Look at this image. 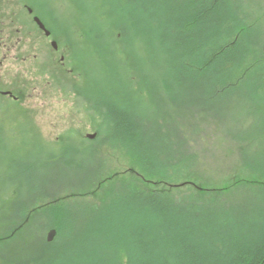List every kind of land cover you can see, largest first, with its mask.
I'll use <instances>...</instances> for the list:
<instances>
[{"label":"rangeland","instance_id":"374dc122","mask_svg":"<svg viewBox=\"0 0 264 264\" xmlns=\"http://www.w3.org/2000/svg\"><path fill=\"white\" fill-rule=\"evenodd\" d=\"M84 2L85 7L80 5V9L70 0H0L1 84H12L14 91L23 96L16 103L0 101V111L11 103L14 105L11 112L0 113V264H123L125 252L129 250L133 257L131 264H139L136 245L127 240L133 228L143 231L151 241L144 250L149 254L146 262L150 264L158 261L157 253L172 261L171 264L180 263L175 246L171 252L169 242L174 238L172 234L181 235L183 230L188 234V244L204 253L215 252L213 242L222 246L221 236L216 235L220 224L230 228L237 245L243 237L252 242L258 239L264 233V187L249 182L246 186L234 185L230 180L233 172L243 168L233 140H227L223 148L216 149H220L219 158L206 159L209 172L205 176L208 182L204 183L207 185L204 191L197 186H174L170 191L176 192V196L161 200L170 213L167 215L174 220V230L166 228L168 224L156 213L147 212L139 204L145 191L135 193L124 187L140 182L146 174V166L139 163L135 172H127L129 159L145 155L155 162L156 151L163 146L164 142L156 136V88L159 87L144 85L146 79L155 82L157 74L147 66L149 57L144 47L141 48L142 44H137L133 30L125 28L124 49L135 48L136 54L130 55L128 51L114 56L111 52L117 47L105 40L107 25L100 16L104 12L108 21L115 20L126 5L130 20L139 26L145 23L156 32V54L161 57L158 37H166V49L171 47V38L179 31V25L171 22L173 13L185 8L186 3L107 0L102 6L96 3L94 6L91 0ZM23 4L32 6L47 24L58 52L54 53L51 42L28 20ZM248 6L251 7L249 13L245 9ZM86 8L91 12L89 15ZM91 9L96 11L92 13ZM235 9L247 23L248 31L256 29L259 36L264 37V0H241ZM82 12L85 17L99 21L100 25L94 28L100 31V38L94 42L92 36L95 47L91 39L84 36L86 31L80 29L84 24ZM160 25H164L166 31L160 29ZM86 29L93 35L91 27ZM148 43L153 46L150 39ZM184 58L182 55L178 61L184 62ZM158 74L164 78L167 75L165 70ZM189 82L188 79L187 85L183 82V88H177L178 83L173 82L175 98L184 107L200 115L207 113L217 120L214 129L219 130L218 125L225 127L228 120L239 123V117L244 119V128L258 123L260 117L246 112L252 104L255 106V98L246 101L240 94H233L236 101L232 105L226 99L225 108L215 105L213 109L208 100L210 85L199 83L193 87ZM107 99L116 106L115 110H125L131 122L137 123L142 145L123 149L115 141L119 146L112 142V147L117 149L114 150L99 143V151L87 155L97 137L91 127L96 120L93 109L106 112ZM177 107L175 109H179ZM110 120L111 126H115L114 119ZM262 129L263 125L258 130ZM89 135L96 136L89 139ZM255 143L259 150L260 145ZM217 144L220 145L218 139ZM66 147L70 151L64 154ZM75 156H82V163L73 164ZM99 180L103 181L100 189L95 187ZM222 185L232 189H223ZM177 193H185L187 198L183 200ZM129 194L135 196L127 201ZM65 195L69 197L63 200ZM240 196L248 199L244 202ZM58 199L61 204L56 208ZM105 201L107 204L103 203ZM65 210L70 213L69 219L63 216ZM58 228L62 231H56ZM205 229L216 236L210 237ZM58 234L56 246H49L50 240Z\"/></svg>","mask_w":264,"mask_h":264},{"label":"trees","instance_id":"16d2710c","mask_svg":"<svg viewBox=\"0 0 264 264\" xmlns=\"http://www.w3.org/2000/svg\"><path fill=\"white\" fill-rule=\"evenodd\" d=\"M70 1L77 8L81 9L80 5L85 7L84 0ZM91 1L94 6H96L95 3L102 6L107 0ZM176 2L178 4L184 2L186 7L173 13L171 22L179 25V31L172 37L173 39L171 38V47L169 46L170 48L166 49V46H168L166 37H158L162 51L161 57L156 54V32L143 22L139 26V24L130 20L131 15L126 14V5L122 7V13L116 16L115 20H109V22L104 12L100 16L102 23L107 25L105 40L112 41L117 47L116 51L111 53L114 56L128 51H130V55L136 54L135 48L134 50L124 49L126 41V38H124L125 28L128 31L132 29L133 35L138 39L137 44H142L141 48H145L143 50H146V56L149 57L147 66H149L152 73L157 74L155 82L145 78L144 85H157L159 87L156 88V136L164 143L156 151V163L150 161L151 159H147L145 155L137 156L139 159L137 157L129 159L131 163H129L127 172H135L137 170L135 167H138L136 164L139 163L140 166H146V174L142 175L143 178L140 182L124 187L130 188L135 193L137 190L141 193L145 191L143 192L144 196L139 199V204L147 212L156 213V216L162 222L168 224L166 228L171 227L172 230H174L172 227L174 220L168 216L170 213L161 200L168 201V199L174 198L176 192L174 194L170 191V188H175L182 183L184 184L180 186L182 188L191 185L200 187V190L204 191V188L207 187V185L204 186V183L208 182L205 176L209 172L206 159L219 158L218 151L220 149L218 151L216 149L220 148L219 146L223 148L227 140L235 141L238 147L237 150L240 152L239 162L243 164L244 168H242V171L233 172L234 175L230 180L234 182V185L243 184V186H246L245 184L249 182V184L264 187V167L261 166H264V153L259 155L261 151L264 152V37L259 36L256 29L251 32L248 31L247 23L240 18L238 10L235 9L239 3L241 4V0H174V4ZM250 6L245 8L247 13L251 10ZM86 10L89 15L90 10L87 8ZM91 11L93 13L96 10L91 9ZM134 12H136V8ZM82 17L84 24L80 29L82 32L86 31L84 36L88 40L91 39L92 42L93 36L95 42L100 38V31L94 28V25H100L99 21L94 17H85L83 12ZM87 22H90L91 25L87 26ZM136 26L138 27L137 32L135 31ZM87 27L88 29L89 27L92 28L93 35L88 33L90 29L87 32ZM160 29L165 30L164 25H160ZM149 39L152 41L153 46L149 45ZM197 46H199V49H197ZM97 51L99 52L98 49ZM154 51V56H151ZM182 55L185 57L184 62H179L178 58ZM95 57L96 55L93 56V60H95ZM160 61H162V65H160ZM160 66H163L165 74L167 73L166 78L158 74L164 71ZM183 73L185 76H182ZM187 79L193 87L199 83L204 84V86L206 84L210 85L208 100L213 109L215 105H223L225 108L224 101L226 99L230 100L229 102L232 105L236 101L232 97L233 94H240L242 99L246 101L255 98V106L252 104L246 112L254 113L257 117H260L258 123L250 124L247 128H244V119L239 117V123H232L228 120L225 127L218 125L221 126L220 129H214L218 124L217 120L209 117L207 113L200 115L198 111L184 107L175 98L173 82L178 83L179 87L177 88H183L184 84L182 83L184 82L187 85ZM138 84L140 85V82ZM102 96L104 95L102 94ZM98 106L104 107L100 104ZM176 106L179 109H175ZM106 107V112H100L96 108L93 109L96 116L94 115L95 117L92 118H96V120L92 122L91 127L97 133V137L86 154H95V151H99L97 149L99 143L106 145L107 148H113V142L116 146L121 145L123 149L142 145L140 143L142 142L141 130L138 129L137 123L131 122L130 118L125 115V110H115L116 106L110 101H108ZM107 114L114 119L115 126L114 124L111 126V120L109 116L107 117ZM261 125H263V129L259 131ZM217 139L220 145L217 144ZM255 142L258 146L260 145L259 150L256 149ZM169 149L174 150V152H170ZM69 151L68 147L63 148L64 154L65 152L69 153ZM227 152L232 154L230 151ZM71 153L75 154L74 152ZM178 153L180 155L176 158ZM82 160H84L82 156H75L73 164L79 165ZM253 163H258L260 166L256 167ZM134 169L136 170L134 171ZM133 174L136 176L135 173ZM102 186V180L96 182V188L100 189ZM222 186L223 189H232L231 186ZM122 189L124 190V188ZM68 195H65L62 199H68ZM177 195L183 200L187 198L185 193H177ZM134 196L129 194L127 201H130L129 198ZM240 198L244 202L248 199L247 196H240ZM60 201L61 199H58L56 208H59L57 206L61 204ZM106 202L103 203L107 204ZM69 215L70 213H67L66 210L65 214L63 212L64 218L68 217L69 219ZM160 215L163 217H160ZM56 231L61 232L62 230L58 228ZM207 231L210 237L217 235L222 238L220 240L222 246L213 242L212 246H214L215 252L204 253L196 250L188 244V234L185 235L184 230L181 235H176V232L171 235L172 238L174 236V240L172 239L169 242L170 247H172L170 250L172 252L175 248L176 255L180 256V263L178 264H264V233L253 242L243 237L241 244L237 245L230 228L226 229L225 226L220 224L216 228V235H213L209 229ZM163 232L165 233V230ZM121 234L124 236L123 232ZM128 237L127 240L136 245L137 252L140 254L139 264H150L149 261L146 262L149 259V254L144 252L150 245V239L146 237L143 231H135L134 228L129 231ZM58 240L59 234L50 240L49 246H56ZM173 243L175 245H172ZM122 245V248L127 251L126 246ZM125 254L126 261L123 264H131L133 257L130 250ZM142 254L143 256H141ZM156 260L158 261L153 264L172 263V261L161 258L158 253L156 254Z\"/></svg>","mask_w":264,"mask_h":264},{"label":"flooded vegetation","instance_id":"af4514ba","mask_svg":"<svg viewBox=\"0 0 264 264\" xmlns=\"http://www.w3.org/2000/svg\"><path fill=\"white\" fill-rule=\"evenodd\" d=\"M23 7V13L26 15V17L28 18V20L30 19L32 24L36 27V29L38 30V32L43 35V38L46 40V41H49L51 42L53 40L52 38V35L51 36H46V34L40 30L39 26L37 25V23L34 21V18L35 17H39L40 18V15L37 14V12L35 11V9L28 5V4H23L22 5ZM32 10V11H30ZM20 18V17H19ZM41 19V18H40ZM43 21V20H42ZM45 46H48V43L46 42V45ZM47 49V47L45 48V50ZM59 50V49H58ZM22 97L20 94H17L15 91H14V88L11 85H2L1 84V76H0V101L1 100H10L12 101L13 103H16L18 101H21L22 100ZM11 107H14V105L9 104L7 106H5L1 111L0 113L2 112L3 114H6V113H9L11 112ZM51 235H53V232L51 231ZM0 240H1V237H0Z\"/></svg>","mask_w":264,"mask_h":264},{"label":"water","instance_id":"95a60500","mask_svg":"<svg viewBox=\"0 0 264 264\" xmlns=\"http://www.w3.org/2000/svg\"><path fill=\"white\" fill-rule=\"evenodd\" d=\"M35 21L38 23V25L40 26V28L41 29H43V30H45L46 31V34L47 35H50V32L48 31V30H46V28H45V26H44V24L40 21V19L39 18H35ZM52 45L54 46V48L56 49L57 48V46H56V43L55 42H53L52 43ZM90 138H94L95 137V135H90L89 136Z\"/></svg>","mask_w":264,"mask_h":264}]
</instances>
